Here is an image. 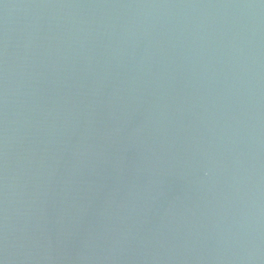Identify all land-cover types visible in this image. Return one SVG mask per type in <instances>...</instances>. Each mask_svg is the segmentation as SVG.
<instances>
[{
  "label": "water",
  "instance_id": "obj_1",
  "mask_svg": "<svg viewBox=\"0 0 264 264\" xmlns=\"http://www.w3.org/2000/svg\"><path fill=\"white\" fill-rule=\"evenodd\" d=\"M0 264H264V0H0Z\"/></svg>",
  "mask_w": 264,
  "mask_h": 264
}]
</instances>
